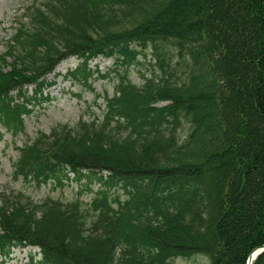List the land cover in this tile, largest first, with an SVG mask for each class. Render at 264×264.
Wrapping results in <instances>:
<instances>
[{
	"label": "trees",
	"instance_id": "trees-1",
	"mask_svg": "<svg viewBox=\"0 0 264 264\" xmlns=\"http://www.w3.org/2000/svg\"><path fill=\"white\" fill-rule=\"evenodd\" d=\"M98 57L123 68L102 117L41 132L14 177L101 189L90 203L0 194V258L247 264L264 247V0H46L0 56V127L24 134L46 78L74 58L68 77L88 83ZM148 58L139 87L130 70Z\"/></svg>",
	"mask_w": 264,
	"mask_h": 264
},
{
	"label": "rangeland",
	"instance_id": "rangeland-1",
	"mask_svg": "<svg viewBox=\"0 0 264 264\" xmlns=\"http://www.w3.org/2000/svg\"><path fill=\"white\" fill-rule=\"evenodd\" d=\"M46 0H0V56L4 55L12 42L17 29L27 25L34 8H42ZM149 58L142 59L145 66H136L130 70V79L141 87L144 82L142 73L147 69ZM11 62L7 60V64ZM80 62L70 59L62 62L56 71L46 78V86L42 90L41 98H37V105L33 112L25 118V133L12 138L11 134L0 127V194L7 196L30 198L34 204L40 205L48 198L70 203L80 199L90 203L101 189L100 183L93 178L87 191V182L66 181L63 187L51 183L37 189L33 184H28L22 179L14 177V165L18 161V148L33 141L42 132L50 134L54 128L69 126L78 127L80 122H91L102 117L105 109L103 93L113 96L118 74L123 73V68L118 66L113 59L98 58L93 61L89 69L94 74L88 83L77 82L68 73L78 69ZM8 66V65H7ZM7 68V67H5ZM29 96L34 93V88H28ZM121 194V191L119 192ZM13 198V197H12ZM123 199V197H122ZM38 249L17 248L8 258H0V264H28L31 256L36 255V260L41 256ZM174 264H210L203 257L178 259Z\"/></svg>",
	"mask_w": 264,
	"mask_h": 264
},
{
	"label": "water",
	"instance_id": "water-1",
	"mask_svg": "<svg viewBox=\"0 0 264 264\" xmlns=\"http://www.w3.org/2000/svg\"><path fill=\"white\" fill-rule=\"evenodd\" d=\"M264 252V247L261 248L260 250H256L250 257L248 260V264H253V261Z\"/></svg>",
	"mask_w": 264,
	"mask_h": 264
}]
</instances>
